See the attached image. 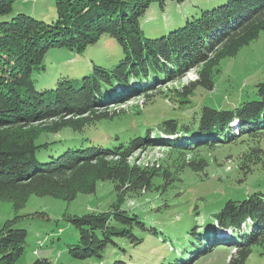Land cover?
<instances>
[{
    "label": "trees",
    "instance_id": "obj_1",
    "mask_svg": "<svg viewBox=\"0 0 264 264\" xmlns=\"http://www.w3.org/2000/svg\"><path fill=\"white\" fill-rule=\"evenodd\" d=\"M16 1L0 0V194L17 192L23 199L63 193L67 201H73L79 193H95L100 181L112 182L117 191L149 189V173L129 165L128 157L142 145L169 141H151L138 136L112 148L59 145L55 151L39 158L38 152L51 144H38L39 127L51 122L43 128L48 133L64 128L84 130L116 116V111L109 112L108 108L102 112V107L154 87V84L144 86L148 76L174 81L190 69L202 66L198 79L176 99L178 109H186L196 90L215 89L220 61L236 55L264 31V0L201 2L197 5L198 13L188 17L183 26L155 38L146 36L141 24L151 6L158 3L164 9L167 2L186 0H57L58 17L52 22L22 11L14 13ZM103 35L115 38L122 47L124 57L118 65L106 68L95 64L91 74L82 77L60 74L49 82L53 83L49 87L45 78L40 83V76L48 71L44 60L50 49L81 52L98 43ZM131 83L139 86L132 87ZM199 115L186 123L181 121L182 113L178 112L174 116L179 119L169 116L161 125L173 133L175 124H183L184 133H191L190 125L195 126L196 119L198 126L195 127L210 132L229 128L231 120L237 118L242 134L229 128L228 141L263 132L264 82L257 84V93L252 99L233 107L205 105ZM219 135L211 141H227ZM199 141L195 144L200 145ZM187 145H181L183 150H189ZM169 147L174 149L173 145ZM215 220L224 228L225 236L209 234ZM70 221L79 238L69 252L74 259L83 260L81 264H132L133 256L128 254L127 247L139 246L143 238L138 233L146 230V223L136 212L122 207L75 215ZM203 225L193 232L200 243L210 244L208 239L212 237L213 243L235 245L239 253L229 264H245L252 245L264 242V193L242 201H227L212 223ZM226 230L236 235H229ZM27 236V229L15 226L11 220L0 226V264H15L24 252ZM109 247L114 249L112 254L119 255L108 257ZM205 249L197 252L205 253ZM29 264L53 262L38 258ZM162 264H187L186 256L180 253L176 259Z\"/></svg>",
    "mask_w": 264,
    "mask_h": 264
},
{
    "label": "rangeland",
    "instance_id": "obj_2",
    "mask_svg": "<svg viewBox=\"0 0 264 264\" xmlns=\"http://www.w3.org/2000/svg\"><path fill=\"white\" fill-rule=\"evenodd\" d=\"M204 1L209 0L170 1L164 9L154 3L141 20L146 36L160 37L183 26L188 17L198 13L197 5ZM13 11H22L47 22L58 17L57 0H17ZM123 57L122 47L110 35H103L98 43L81 52L52 48L45 56L48 71L40 76V83L43 84L45 78L49 87L53 85L49 82L60 74L72 77L91 74L95 64L114 68ZM202 68L190 69L174 81L162 77L157 79V75L148 76L143 81L144 86L154 84V87L136 92L120 103L102 107V112L110 108L109 112L116 111V116L84 130L64 128L57 133H48L43 128L51 122L39 127L38 144L51 143L38 152L39 158L55 151L59 145L62 148L75 145L112 148L138 136L169 142L142 145L128 157L129 165H136L149 173L151 187L146 190L117 191L112 182L100 181L95 193H79L73 201H67L63 193L54 197L31 195L27 199L17 192L1 193L0 226L11 220L15 226L28 231L24 252L15 264H29L38 258H49L53 264H81L83 260L74 259L69 252L70 246L77 244L79 238L70 218L115 207L136 212L146 223V230L138 233L143 238L142 243L127 247L128 254L133 256L132 264H162L176 259L180 253L186 256L187 264L191 260H194L192 264H229L230 259L237 256L239 250L235 245L222 241L213 243L212 237L208 239L210 244L205 245L193 232L197 226H209L227 201H242L264 193V130L231 142L226 136L229 128L238 135L242 134L238 126L234 127L235 118L229 123V128L221 127L210 132L195 127L198 126L196 119L191 120L195 125H190L191 133H184L183 124H175L176 131L169 133L171 131L161 122L169 116L179 119L174 115L181 112V121L187 123L191 117H199L201 107L205 105L233 107L240 101L252 99L257 93V84L264 82V31L236 55L220 61L214 90L199 88L193 93L191 103L185 105L186 109H178L176 99L185 93V87L198 79ZM215 135L227 141H211ZM197 140L207 141H199L204 143L199 145L195 144ZM185 143L189 150L181 147ZM169 145L174 149L171 150ZM212 227L211 236L222 233L216 220ZM198 249L206 252L198 253ZM113 250L108 248V257L119 255L118 252L112 254ZM245 264H264V242L252 245Z\"/></svg>",
    "mask_w": 264,
    "mask_h": 264
},
{
    "label": "bare ground",
    "instance_id": "obj_3",
    "mask_svg": "<svg viewBox=\"0 0 264 264\" xmlns=\"http://www.w3.org/2000/svg\"><path fill=\"white\" fill-rule=\"evenodd\" d=\"M236 119H237V118H236ZM235 126H236V125H234V127H235ZM219 227H220V226H219ZM220 228H221V227H220ZM221 230H224V228H221L220 231H221ZM224 231H225V230H224ZM229 233H230V232H229ZM231 233H233V232L231 231ZM220 235H221V236H225V234H224L223 231H222V233H221Z\"/></svg>",
    "mask_w": 264,
    "mask_h": 264
},
{
    "label": "built area",
    "instance_id": "obj_4",
    "mask_svg": "<svg viewBox=\"0 0 264 264\" xmlns=\"http://www.w3.org/2000/svg\"><path fill=\"white\" fill-rule=\"evenodd\" d=\"M35 253H37V251H35Z\"/></svg>",
    "mask_w": 264,
    "mask_h": 264
}]
</instances>
